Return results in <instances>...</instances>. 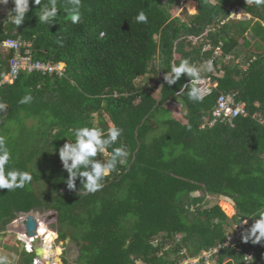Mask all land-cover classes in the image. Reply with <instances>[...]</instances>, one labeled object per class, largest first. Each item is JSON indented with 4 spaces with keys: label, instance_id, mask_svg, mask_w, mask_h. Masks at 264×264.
<instances>
[{
    "label": "trees",
    "instance_id": "obj_1",
    "mask_svg": "<svg viewBox=\"0 0 264 264\" xmlns=\"http://www.w3.org/2000/svg\"><path fill=\"white\" fill-rule=\"evenodd\" d=\"M195 1L185 19L173 0H13L0 52L21 36L34 60L65 70L0 88V238L21 214L55 211L73 264H179L247 221V264H264V0ZM12 56L0 53V81ZM207 78L217 86L205 92ZM221 94L247 114L202 129ZM22 246L18 263L33 264ZM217 264L245 254L226 249Z\"/></svg>",
    "mask_w": 264,
    "mask_h": 264
},
{
    "label": "rangeland",
    "instance_id": "obj_2",
    "mask_svg": "<svg viewBox=\"0 0 264 264\" xmlns=\"http://www.w3.org/2000/svg\"><path fill=\"white\" fill-rule=\"evenodd\" d=\"M173 1H178V5H174L172 9V15L175 18L179 17H186L187 16H193L197 14V3L195 0H173ZM212 3L215 2V0H210ZM194 2L195 8L194 9H189V3ZM12 5H13V0H0V16L6 17L11 14L12 10ZM27 7L24 4H20L17 12L25 11ZM243 13L242 12H236L235 15V20H247L250 18V16L242 17ZM242 17V18H241ZM187 19V17L185 18ZM250 37V35H248ZM259 42H254L251 50L252 51H261L260 47H258ZM210 47H207V50ZM239 63V68L242 70H245L246 66L241 64V60L237 59ZM217 75H221L222 73H216ZM215 85V84H214ZM167 109L169 110V117L174 118L176 120H182L183 116L186 114L185 110L182 108V106L171 103L167 106ZM82 147L78 148L76 151L73 153H70L67 155V164L69 165L70 163L73 162L75 156L81 151ZM106 174L109 173L108 170L105 171ZM214 200V199H213ZM225 203L229 204L231 206V211L225 208ZM220 206L224 210V212L227 214V216L232 217L235 214V209L232 205V203L229 201H224V199L220 200ZM53 212L55 211H48L45 213L37 212L34 213L35 218L38 222V230L37 233L40 236V244L41 246H44L47 244V240L49 238L46 237L47 229L54 233L55 238L52 240L49 244V247H51L49 254H48V260L52 261L54 258H57V250L61 251V256L59 257L60 259V264H64L63 260L66 259L69 264L75 263V260L78 257V250L76 245L72 241L64 242L59 240V235L58 232L55 228L57 224V216L53 217ZM27 216H19L12 224H10L6 230V235H4L2 238H0V257L8 262L9 264H19L18 263V257L16 254V250L20 251L22 249V244L28 243V235H27V230L26 227L24 226V221L26 220ZM4 246H8L10 249L5 248ZM26 247L29 248V246L26 244ZM48 247V245H47ZM13 248V249H12ZM186 253V251H184ZM195 258V257H194ZM230 261L229 259L226 260L225 262ZM54 262V261H53ZM49 263L48 264H55V263ZM196 260H191V261H186L183 264H197L195 263Z\"/></svg>",
    "mask_w": 264,
    "mask_h": 264
},
{
    "label": "built area",
    "instance_id": "obj_3",
    "mask_svg": "<svg viewBox=\"0 0 264 264\" xmlns=\"http://www.w3.org/2000/svg\"><path fill=\"white\" fill-rule=\"evenodd\" d=\"M32 44L27 42L21 37L8 39L4 42V47L12 51L13 56L9 61V72L7 76L0 81V88L6 84H12L16 82L22 72L25 73H54L59 72L61 75L65 70V65L60 64L54 66L50 63H43L41 61L34 60L31 50ZM220 48H217L214 54V58L209 61L208 65L212 66L214 60L219 57ZM162 78V75L161 77ZM155 85V82H152ZM210 78L202 81L201 87L205 92L210 91L211 88L215 87ZM245 105L236 101L232 94H221L216 106L212 111V119L208 120L205 118V123L201 126L202 129L207 127H213L218 122H224L226 120L231 121L241 115H246ZM248 222H243L240 226L235 228V232L228 235L224 243H220L215 247H211L201 252L198 257H187L179 264H183L186 261L196 260L195 263L201 264H217L219 254L226 249L236 250L238 253L245 254V263H249L253 260V252H245V248H248V244L245 241L244 227ZM185 254V252H184ZM37 262V261H35Z\"/></svg>",
    "mask_w": 264,
    "mask_h": 264
},
{
    "label": "water",
    "instance_id": "obj_4",
    "mask_svg": "<svg viewBox=\"0 0 264 264\" xmlns=\"http://www.w3.org/2000/svg\"><path fill=\"white\" fill-rule=\"evenodd\" d=\"M57 216L56 212H53V217ZM38 222L35 218V215L33 212L29 213L26 220L24 221V226L26 227L27 234L29 237H33L34 240L32 242V246L35 251L36 258L40 260L41 262H44L43 259V250L42 246L40 244V236L37 233L38 228Z\"/></svg>",
    "mask_w": 264,
    "mask_h": 264
},
{
    "label": "clouds",
    "instance_id": "obj_5",
    "mask_svg": "<svg viewBox=\"0 0 264 264\" xmlns=\"http://www.w3.org/2000/svg\"><path fill=\"white\" fill-rule=\"evenodd\" d=\"M196 3H197V2H196ZM237 11H238V12H242V11H240V10H235V9H232V10H231V16H230V19H234V20H235V15H236V12H237ZM243 16L246 17L244 14H243ZM243 16H242V17H243ZM242 17H241V18H242ZM244 17H243V18H244ZM237 20H238V19H237ZM17 37H21V36H17ZM17 37H12V38H17ZM12 38H8V39H12ZM21 38H22V37H21ZM8 39H7V40H8ZM7 40H5L4 42H6ZM4 42H3V44H2V47H4ZM4 48H5V47H4ZM7 50H8V49H7ZM220 51H221V50H220ZM8 52H12V51L8 50ZM9 61H10V60H9ZM236 63L239 64L237 60H236ZM6 76H7V75H6ZM6 76H5V77H6ZM203 80H204V79H203ZM203 80H202V81H203ZM1 81H2V80H1ZM199 83H200V84H199L200 88H202V87H201L202 82H199ZM213 84H215V85L217 86L216 83H213ZM6 85H8V84H6ZM216 86H215V87H216ZM213 88H214V87H213ZM203 92H204V91H203ZM207 119H208V118H207ZM204 123H205V118H204V122H203V124H204ZM203 124H202V125H203ZM33 214H34V212H33ZM22 215H23V216H24V215H25V216H28V214H21L20 216H22ZM26 218H27V217H26ZM14 221H15V220H14ZM27 235H28V234H27ZM33 240H34V238H33V237H29V235H28V240H27L28 243L23 244L24 247H25V250H26L28 253H32V252L35 253L34 248H33V246H32V242H33ZM26 244L29 246V248L26 247ZM250 251H251V250H250ZM251 252H253V251H251ZM183 253H184V252H183ZM200 254H201V253H200ZM200 254H199V255H200ZM241 254H242V253H241ZM199 255H198V256H199ZM198 256H197V257H198ZM35 261H37V262H35ZM33 264H44V263L41 262L40 260H38L37 258H35L34 261H33Z\"/></svg>",
    "mask_w": 264,
    "mask_h": 264
},
{
    "label": "bare ground",
    "instance_id": "obj_6",
    "mask_svg": "<svg viewBox=\"0 0 264 264\" xmlns=\"http://www.w3.org/2000/svg\"><path fill=\"white\" fill-rule=\"evenodd\" d=\"M194 4H195L194 2H190L189 3V6H188L189 9H194L195 8V5ZM224 206H225L226 209H228L229 211H231V206L229 204L225 203ZM46 237H48V236L46 235ZM50 249H51V247H49V246L47 247V244H45L44 246H42L43 259H44V262L43 263L44 264H48V262L49 263L53 262V260L52 261L48 260V254H49ZM53 263H55V261Z\"/></svg>",
    "mask_w": 264,
    "mask_h": 264
},
{
    "label": "crops",
    "instance_id": "obj_7",
    "mask_svg": "<svg viewBox=\"0 0 264 264\" xmlns=\"http://www.w3.org/2000/svg\"><path fill=\"white\" fill-rule=\"evenodd\" d=\"M21 12H23V11H21ZM7 17V16H6ZM5 19V17H2V16H0V23L3 21ZM2 47V46H1ZM1 54H7L8 53V50L6 49V48H4V47H2L1 48V52H0Z\"/></svg>",
    "mask_w": 264,
    "mask_h": 264
}]
</instances>
